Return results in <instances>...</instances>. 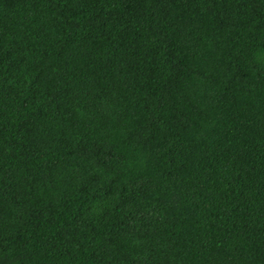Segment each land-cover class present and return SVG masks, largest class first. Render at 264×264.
<instances>
[{"label": "trees", "instance_id": "obj_1", "mask_svg": "<svg viewBox=\"0 0 264 264\" xmlns=\"http://www.w3.org/2000/svg\"><path fill=\"white\" fill-rule=\"evenodd\" d=\"M0 264H264V0H0Z\"/></svg>", "mask_w": 264, "mask_h": 264}]
</instances>
